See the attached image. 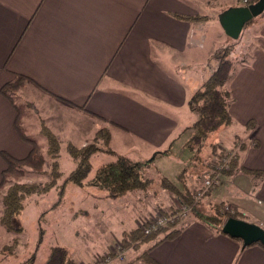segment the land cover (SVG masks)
I'll return each instance as SVG.
<instances>
[{
	"label": "crops",
	"instance_id": "crops-1",
	"mask_svg": "<svg viewBox=\"0 0 264 264\" xmlns=\"http://www.w3.org/2000/svg\"><path fill=\"white\" fill-rule=\"evenodd\" d=\"M220 3L0 0V87L22 74L32 81L24 83L19 96L33 102L36 113L50 107L41 109L35 99H46L48 106L77 110L87 122H80L87 133L93 124L124 133L132 143L124 151L133 148L142 154L135 157L137 163L144 162L143 155L148 161L167 158L176 148L183 149L193 132L197 115L188 100L212 70L214 51L220 49L221 32L225 34L218 14L212 16L213 10L220 12ZM259 22L248 59L236 64L226 82L233 123L214 132V141L226 153L237 152L239 169L217 174V185L203 200L208 206L222 201L242 219L245 215L264 226V14ZM15 120L13 104L0 93V151L23 158L31 145L16 132ZM19 121L23 127L25 119L20 116ZM248 123L253 126L246 128ZM57 125L55 121V131ZM240 143L245 144L242 150L236 146ZM220 227L197 214L149 255L159 264H264V248L244 246ZM113 233L105 237L108 245ZM89 254L81 260L93 257Z\"/></svg>",
	"mask_w": 264,
	"mask_h": 264
},
{
	"label": "rangeland",
	"instance_id": "rangeland-1",
	"mask_svg": "<svg viewBox=\"0 0 264 264\" xmlns=\"http://www.w3.org/2000/svg\"><path fill=\"white\" fill-rule=\"evenodd\" d=\"M241 2V0H221L220 6L222 7L220 11L229 6L243 5ZM217 14L218 12L213 10L212 16L217 18ZM263 14L264 11L246 22L237 38H231L221 32L222 41L217 47L220 49L214 51V60L211 62L212 70L218 64L217 58L219 56L220 58L231 60L234 68L236 64L242 62V59H248L249 52L254 46L257 31L260 29L259 21L262 19ZM25 82H23V85ZM20 89L18 93H20ZM27 96L29 98L33 97L31 93H27ZM35 97L36 95H34ZM17 98L21 108V116L25 119L22 128L26 134L37 141L44 153L46 143L39 132L43 125L52 130L57 138L61 140L59 143V165L58 169L56 167V176L54 174V178H56L55 185L47 192L31 194L26 199L24 198V207L17 213L10 215L9 222L4 214V206L2 204L3 194L8 186L15 181L28 183L50 181L52 178L50 174L52 160L46 155L44 164L41 167H28L25 172L17 170L18 172L15 174H5L8 176L6 177L7 182L0 186V264H44L48 259L51 247L56 245L67 247L68 254L75 260L76 264L90 263L106 253L114 256L113 251L116 249H119L121 251L119 253L122 254L116 264H147V261L143 258V253L164 234L157 235L149 242L137 244L136 247L130 246L127 248L120 241L125 232L122 235L120 232L122 230L129 231L128 229L131 230L136 227H142L143 229V225L146 223L150 225L159 218L167 219L166 223L169 222L170 218H175L173 214L166 215V213L162 215L159 212V208L164 213L173 210L176 211L177 216L180 215L177 211L182 206L180 200L160 185V177L161 175H167L170 181L177 184L179 182V174L186 165L188 166L186 182L194 190V193L196 191L198 194V197L195 198L196 208L200 213L210 215L214 213L212 207L208 206L203 199L207 195L206 193L215 187L217 179L215 178L213 183L208 185L204 183L205 173L213 177L211 171L206 165L202 166L195 162H192L189 167L191 159L188 150L176 148L171 156L162 158L163 156L160 155L154 161H148L143 155L142 158L145 159V163L140 161V164L147 173L142 174L140 181L145 187L143 189L135 187L131 190H123L120 194L118 193L119 190L114 187L117 190L113 193L117 194V196L112 197L107 194L109 189L106 188V184L111 185L113 182L112 180H106L105 184L100 172L101 168H105L109 162L117 158L114 154L106 153L104 145L106 144L108 149L113 150L117 155L125 156L134 161L136 160L135 157H140L142 154L133 148V153L131 149H128L127 152L124 151L125 145H132L129 138L124 133H114L115 128H111V125L100 126V128H103L102 131L105 129L109 131V136L99 138L97 145L101 150L91 156V168L87 175L77 180L78 175L70 172L73 169L74 162L69 156L67 147L69 144L77 147L81 146L82 143L85 145L90 142L93 134L99 128H95L96 126L93 124L91 125V131L87 133L85 124L80 123L87 122L84 117L78 114L77 110L65 112L63 108L52 104L48 106L46 99H35L36 105L41 109L46 105V108L50 107L46 113L45 111L41 112V114H46L41 120V114L35 112L33 102L29 101L31 99L26 103L23 97L20 98L18 95ZM25 113H30V115L24 116ZM28 121H30L29 124ZM55 121L59 123V126L57 125L59 129H56V131L54 128ZM84 132L88 136H86L87 139L83 137L86 140L82 141ZM214 136L216 137V134L213 132L208 140L205 141V145L203 144L200 151L202 157L209 155L210 145L214 142ZM168 150H171V147ZM177 158L178 160H176ZM148 166L150 167L149 170L144 168ZM5 168L6 164L3 160L0 181ZM148 178H150L151 182H146ZM139 184L140 182H138ZM225 205L224 203L221 204V209L228 214H232L226 210ZM243 216L247 221L250 219V217ZM190 218H197V215L195 213L187 214L180 221L179 226H184L185 222ZM154 230L152 229V231ZM112 232H114V238L117 239L113 238L108 245V242H105V237ZM89 253H92L93 257L81 260L83 256L90 255Z\"/></svg>",
	"mask_w": 264,
	"mask_h": 264
},
{
	"label": "trees",
	"instance_id": "trees-1",
	"mask_svg": "<svg viewBox=\"0 0 264 264\" xmlns=\"http://www.w3.org/2000/svg\"><path fill=\"white\" fill-rule=\"evenodd\" d=\"M195 18L198 19L199 17ZM217 61L218 64L214 67L213 70L210 71L208 76L200 82L199 86L191 94L188 100V108L190 110H193L196 113L197 117L193 125L191 126L193 132L184 144V149L189 151V157L191 159L189 167L192 162L199 163L202 166L206 165L207 168L211 171L212 176H215L217 174L231 175L237 169H239L237 152L230 155V153H226L215 141L210 145L211 150L208 156L202 157L200 153L203 144L205 145V141L208 140L209 136L213 132L220 131L233 123V118L229 111V106L232 102V96L231 91L226 87V82L232 76L234 66L231 60L220 58V56L217 58ZM28 80L32 81L31 79H28V77L16 73L12 79L5 82L0 87V93L13 104L16 110V120L14 123L16 132L22 140L28 142L31 145L29 153L23 158H16L5 151H0V155L6 164V168L3 170L0 186L7 182L6 177L8 176H6L5 174H15L16 172H18L17 170L25 172L26 168L28 167H41L44 164L46 155H48L52 160L50 168V174L52 178L50 181L45 183H28L19 181L12 182L8 186L2 197L4 214L6 215L8 222L10 215L17 213L24 207V201L27 196L35 193L37 194L47 192L51 189L52 186L55 185L56 178H54V174L56 176V167L58 169L59 165V143L61 140L57 138L52 130L43 125L39 131L45 139V154L41 150L37 141L30 135L26 134L20 124L19 119L21 116V108L16 103V100L19 95V89L22 87L23 82ZM252 126L253 123H248L246 128H251ZM102 130L103 128L99 127V129H97L93 134L90 142L86 143L83 146L77 147L71 144L68 145L67 149L69 156L71 157L72 162H74L73 169L70 172L78 175L77 180H80L83 176L87 175L88 171L91 168V156L96 154L97 151L101 150V148L97 145L99 138L109 136V131L107 129H105L104 131ZM239 142L240 139L237 138L236 143ZM105 145L104 151H106V153L114 154V156L117 158L116 160L109 162L105 168H101L100 176L104 183L106 184V180H112L113 182V184L111 183V185L106 184V188L109 189V193L107 194L113 197L117 196V194L113 193L117 189L119 190V194L122 193L123 190H131L135 187L143 189L145 185H143V183L140 181V177L142 176V174L147 172L144 171L142 165L135 161H131L125 156L117 155V153H115L111 149H108V146L106 145V147ZM236 146L238 150H242L243 148H245V144L243 143L236 144ZM207 159L208 161H206ZM224 159L227 160L226 163H224ZM149 166L144 168L149 170ZM187 170L188 166L186 165L179 174L180 185H177L174 182L170 181L164 175H161L160 177V185L174 196H177L181 204L190 207L191 214L195 213L199 216L200 212L195 206V198L197 195L196 191L194 193V190L190 188L186 182ZM244 170H246L247 172L252 171L247 169ZM102 174L105 176H103ZM149 179L150 178L146 179V182H151V180ZM138 182H140L139 185ZM114 187L117 189H115ZM221 204H223L222 201H219L211 206L214 211L213 214L208 215V217L200 215V217L206 222L211 219L212 221H214V223L218 224V226H221V224L230 216L242 218L235 210L232 214H228L227 212L223 211L221 209ZM159 212L162 215L166 213V215H174L176 211L171 210L164 213L159 208ZM181 220L182 218L176 216L172 222H168L165 225L157 227L149 234L145 233L142 227H136L125 232L120 241L124 247H136L137 244L139 245L141 243L149 242L153 240L157 235L164 234L162 237L158 238L155 243L150 245L148 249L143 253V258L147 261V264H159L157 261L150 257L149 252L153 247L158 245L163 240L175 237L183 227L179 226ZM235 239L241 241V239L239 238ZM252 244H258L262 248H264V246L259 242ZM44 264H76V262L68 254L67 247L63 245H56L51 247L48 259L46 262H44Z\"/></svg>",
	"mask_w": 264,
	"mask_h": 264
},
{
	"label": "water",
	"instance_id": "water-1",
	"mask_svg": "<svg viewBox=\"0 0 264 264\" xmlns=\"http://www.w3.org/2000/svg\"><path fill=\"white\" fill-rule=\"evenodd\" d=\"M264 11V0H256L248 5L229 6L218 13V21L225 34L237 38L243 26ZM221 232L241 239L244 246L259 242L264 246V227L230 216L221 224Z\"/></svg>",
	"mask_w": 264,
	"mask_h": 264
},
{
	"label": "built area",
	"instance_id": "built-area-1",
	"mask_svg": "<svg viewBox=\"0 0 264 264\" xmlns=\"http://www.w3.org/2000/svg\"><path fill=\"white\" fill-rule=\"evenodd\" d=\"M241 1H242L241 3L243 5H248V4L252 3V2H254V0H241ZM226 161L227 160L224 159V163H226ZM215 178L217 179V175L211 177V176H209L208 174L205 173L204 174V183H206L207 185L210 184V183H213ZM210 179L212 180V182H211ZM197 195H196V197H198ZM225 208H226L227 211H229L231 213L234 212V209L228 204L225 205ZM177 211H178V214L180 213L179 217L183 219V218H185V216H187V214L191 213V208L186 206V205H184V204H182L181 209H178ZM173 216L174 217L177 216L176 212L174 213ZM166 220L167 219H165V218H159L156 222H154V223H152L150 225L146 223L145 225H143V230H144L145 233H149L150 231H152V229L154 230L159 225H162V224L166 223ZM173 220H174V218H170L169 222H172ZM119 252H121V251H119V249H116L115 251H113L114 256L110 255V253H106V254L101 255V257H99L98 259H96V260H94V261H92L90 263H87V264H116V261L120 260L119 258L122 257V254L119 253Z\"/></svg>",
	"mask_w": 264,
	"mask_h": 264
},
{
	"label": "flooded vegetation",
	"instance_id": "flooded-vegetation-1",
	"mask_svg": "<svg viewBox=\"0 0 264 264\" xmlns=\"http://www.w3.org/2000/svg\"><path fill=\"white\" fill-rule=\"evenodd\" d=\"M246 24V23H245Z\"/></svg>",
	"mask_w": 264,
	"mask_h": 264
}]
</instances>
